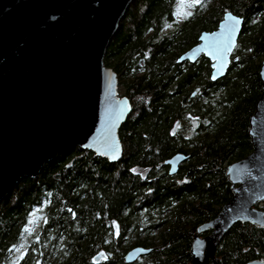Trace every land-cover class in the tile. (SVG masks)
<instances>
[{"label":"trees","instance_id":"obj_1","mask_svg":"<svg viewBox=\"0 0 264 264\" xmlns=\"http://www.w3.org/2000/svg\"><path fill=\"white\" fill-rule=\"evenodd\" d=\"M178 2L132 0L106 50L104 65L132 107L119 130L122 159L109 163L71 145L16 183L0 200V264L192 263L196 229L233 197L225 168L252 150L264 0H199L181 22ZM226 12L240 16L243 29L230 68L213 81L205 57L178 60ZM178 153L187 159L170 176L166 163ZM139 246L153 250L126 263ZM215 256L216 264L264 259V228L234 224Z\"/></svg>","mask_w":264,"mask_h":264},{"label":"water","instance_id":"obj_2","mask_svg":"<svg viewBox=\"0 0 264 264\" xmlns=\"http://www.w3.org/2000/svg\"><path fill=\"white\" fill-rule=\"evenodd\" d=\"M131 2L0 0V200L71 145L109 163L122 159L119 130L132 107L118 94L115 70L104 63ZM242 25L240 16L226 12L218 29L201 33L178 63L193 65L203 56L211 63L212 80L220 81ZM259 76L262 95L248 122L252 150L225 168L233 197L196 229L191 264H216V249L234 224L264 228V57ZM186 159L178 153L167 161L170 176ZM152 250L139 246L124 258L135 263ZM244 264H264V259Z\"/></svg>","mask_w":264,"mask_h":264},{"label":"rangeland","instance_id":"obj_3","mask_svg":"<svg viewBox=\"0 0 264 264\" xmlns=\"http://www.w3.org/2000/svg\"><path fill=\"white\" fill-rule=\"evenodd\" d=\"M178 7H177V16H178V20L181 22L187 15L188 13L193 12V9H195V4L197 3L196 0H179L178 2ZM118 94H120L121 96H124V91H123V86H121L120 84V88H118ZM262 207V206H261ZM263 208V207H262ZM34 227H37V221L34 224ZM23 246H21L20 248L15 250V253L18 254H22L23 253ZM14 253V254H15Z\"/></svg>","mask_w":264,"mask_h":264},{"label":"bare ground","instance_id":"obj_4","mask_svg":"<svg viewBox=\"0 0 264 264\" xmlns=\"http://www.w3.org/2000/svg\"><path fill=\"white\" fill-rule=\"evenodd\" d=\"M125 262L128 263L127 260H125Z\"/></svg>","mask_w":264,"mask_h":264},{"label":"snow or ice","instance_id":"obj_5","mask_svg":"<svg viewBox=\"0 0 264 264\" xmlns=\"http://www.w3.org/2000/svg\"><path fill=\"white\" fill-rule=\"evenodd\" d=\"M196 2H199V0H196Z\"/></svg>","mask_w":264,"mask_h":264}]
</instances>
